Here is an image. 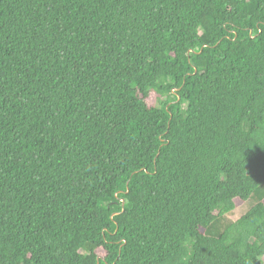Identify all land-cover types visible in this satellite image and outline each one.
I'll return each mask as SVG.
<instances>
[{"label":"trees","instance_id":"1","mask_svg":"<svg viewBox=\"0 0 264 264\" xmlns=\"http://www.w3.org/2000/svg\"><path fill=\"white\" fill-rule=\"evenodd\" d=\"M261 186L264 0H0V264H264Z\"/></svg>","mask_w":264,"mask_h":264},{"label":"rangeland","instance_id":"2","mask_svg":"<svg viewBox=\"0 0 264 264\" xmlns=\"http://www.w3.org/2000/svg\"><path fill=\"white\" fill-rule=\"evenodd\" d=\"M201 33V30L198 31ZM175 94H172L166 98L167 102H173L175 100ZM255 202H260L264 199V186L258 187L253 191L251 195ZM105 207V206H104ZM232 224V219L228 215H222L215 220L207 229L206 235L209 237L217 238L222 232Z\"/></svg>","mask_w":264,"mask_h":264},{"label":"water","instance_id":"3","mask_svg":"<svg viewBox=\"0 0 264 264\" xmlns=\"http://www.w3.org/2000/svg\"><path fill=\"white\" fill-rule=\"evenodd\" d=\"M127 202H128L127 200H124V202H123V204H122V209H123L125 203H127ZM122 211H123V210H122Z\"/></svg>","mask_w":264,"mask_h":264}]
</instances>
